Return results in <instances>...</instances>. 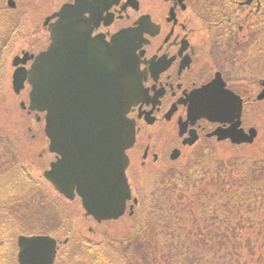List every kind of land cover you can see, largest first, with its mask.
I'll return each mask as SVG.
<instances>
[{
  "label": "flooded vegetation",
  "instance_id": "flooded-vegetation-1",
  "mask_svg": "<svg viewBox=\"0 0 264 264\" xmlns=\"http://www.w3.org/2000/svg\"><path fill=\"white\" fill-rule=\"evenodd\" d=\"M9 1H6L7 7L9 5L7 9L0 3V69L6 62L4 51L10 46L7 44L19 36L16 19L12 16H18L15 13L18 3L14 0L16 5L11 6ZM88 1L89 9L81 16L78 32L73 38L76 39L80 63L79 79L85 77L83 74L91 73L90 68L88 71L82 65L91 66L92 48L98 43L106 46L122 29L135 30V37L131 39L133 57L137 63L136 89H133L136 102L128 116L136 124V141L127 151L130 157L127 170L130 182L131 175L133 177L137 169L134 157L141 156L142 167L152 165V168H164L175 163L176 160L171 158L174 150L180 151L182 155L186 149L202 141L219 142L209 134L218 126L226 127L229 123L214 122L207 118H195L192 121L189 118L194 104H198L205 98L203 95L208 94L203 93L206 85L219 84V88L210 92L211 95L221 92V89H230L241 95L243 113L247 104L255 101V90L249 87L245 93H241L237 89L239 81L236 79L243 74V69L239 68L243 49V46L239 47L240 34L246 28L250 33L254 32V36L261 33L262 28L255 25L262 22V18L257 19L256 14L264 13V0H157V3L121 0L107 10L110 0H99L97 4ZM96 6L103 12L96 14ZM5 12L9 13V17L3 16ZM54 12L42 21L41 32L30 34L26 47L19 49L13 56H22L24 59L27 52L26 62H21L18 67L29 70L36 56L50 46V25L58 19L52 16ZM250 33L244 36L249 38ZM243 52L249 61L252 52L249 44L248 51ZM109 73L111 75V69ZM245 75L242 78L246 79ZM257 81L256 78L253 80L254 86ZM247 83L250 81L247 80ZM5 89V84L1 86L0 83V97L4 93L12 98L21 97V101H25L22 110L38 123L45 119L46 112L28 109L32 89L29 80H26L25 87L19 93ZM178 155L176 152L175 157ZM61 157L55 154V159Z\"/></svg>",
  "mask_w": 264,
  "mask_h": 264
},
{
  "label": "water",
  "instance_id": "water-1",
  "mask_svg": "<svg viewBox=\"0 0 264 264\" xmlns=\"http://www.w3.org/2000/svg\"><path fill=\"white\" fill-rule=\"evenodd\" d=\"M119 1L110 0L106 7ZM93 2L100 1H90ZM9 3L15 6L14 1ZM88 3V0L66 3L52 15L59 18L50 25L51 45L36 57L29 71L16 68L13 85L15 91L20 92L29 79L32 85L30 109L47 111L50 150L60 153L62 158L51 163V168L45 172L46 178L70 199L75 197L77 189L88 214L102 221L121 216L132 198L126 176L127 150L133 146L136 132L127 114L136 102L133 89H136L137 79L132 73L135 62L128 30L114 36L111 44L98 43L92 48L91 66L82 65L88 71L90 68L91 73L77 77L80 63L73 38L81 16L89 9ZM95 10L96 14L103 12L98 6ZM26 60L27 54L24 59L16 56L13 63L18 66ZM214 88H219V84L205 86L203 93L208 94L194 104L189 118L230 122L228 128H218L212 135L219 140L230 138L233 143H252L258 131L251 128L246 132L240 127L242 99L223 89L211 95ZM258 98L264 99V88ZM18 245L21 264H54L56 239L46 235H21Z\"/></svg>",
  "mask_w": 264,
  "mask_h": 264
},
{
  "label": "rangeland",
  "instance_id": "rangeland-1",
  "mask_svg": "<svg viewBox=\"0 0 264 264\" xmlns=\"http://www.w3.org/2000/svg\"><path fill=\"white\" fill-rule=\"evenodd\" d=\"M7 0L0 1V3L7 9ZM18 3V8L15 11L16 15H12L17 22V34L16 38L13 39L11 44L4 52L5 57L4 62L5 68L2 65L0 69V83L1 86L5 84L6 89L13 92L12 89V74L14 67L12 65L13 56L19 52V49L26 47L28 40H30V34H35L41 32L42 21L44 18L51 14L52 12L59 9V7L66 1L69 0H16ZM143 1V0H140ZM145 2H156L157 0H144ZM216 10V8H213ZM3 16L9 17V13H2ZM264 13L259 15V18L263 17ZM258 19V18H257ZM261 33H257L256 36L252 35L248 29L240 34V46H243L240 59V67L243 69V74L246 73L245 78L243 74L239 76L237 89L241 93H245L250 87L251 90L260 91L259 84L254 86L253 80L264 77V32L260 29ZM250 33L249 38L244 36V34ZM8 35V34H7ZM243 39V41H241ZM253 39V41H252ZM255 40V45H254ZM253 43V44H252ZM246 44V47L244 45ZM248 44L251 47V58L249 61L246 60V55L244 50L248 51ZM1 45V44H0ZM4 60V61H5ZM3 69V70H2ZM5 71L4 74L2 72ZM247 80L250 83H247ZM5 89V90H6ZM256 93V95H257ZM9 103L7 106H3V110L0 113V124L5 127L7 131L3 135L0 132V168L7 169L11 167H19L24 165L29 170L30 174L36 179H42L41 175L44 170L49 167V163L54 159V155L48 151V140L45 138L44 133V120L41 122H36L33 117H30L26 111L21 110V97L11 98L8 97ZM4 110L9 111V113ZM34 116V115H33ZM245 128L250 126H256L259 130V135L254 144L245 145L241 147L231 146L229 143H217L212 141H202L195 145L194 147L185 150L175 163L168 165L166 170H157L152 168V165L147 167L141 166V156L134 157V161L137 162L135 167V174L131 180L134 186V194L140 198L142 202L145 195H149L153 191L155 192V199H158V194L167 193L169 197L174 199H179L180 203L188 205V186L192 184L198 185L202 179H205L206 172L218 173L222 170L223 161H235L234 165L239 162V159H246L247 157L263 155L264 154V101H256L247 108L246 115L244 116ZM250 125V126H249ZM32 127V129H30ZM1 128V127H0ZM3 130V129H2ZM6 135V137H5ZM8 135V137H7ZM35 135V136H33ZM46 139V140H45ZM235 159V160H232ZM230 165V164H227ZM160 166V165H158ZM226 166V165H223ZM168 170V172H166ZM160 174V178L165 175V181L163 184L157 183L156 180L153 181L155 173ZM154 182L156 184H154ZM168 183L170 186H168ZM164 185L165 189L161 190V186ZM146 188L151 187V189L146 188V192L142 193L140 187ZM168 186V187H167ZM46 187L50 188L46 183ZM192 188H190L191 190ZM159 191V192H158ZM198 191V188L196 189ZM56 193V192H55ZM57 194V193H56ZM58 195V194H57ZM152 195V194H151ZM32 194L28 195L27 201L23 202L24 206L20 205L21 209L14 210H2L5 217L12 220V225H10L11 233L10 235L14 238L16 242V237L14 232H20L21 230L28 231L30 233H50L55 236L60 241L69 239L67 244H63L60 247L59 255L61 256V263L66 264L70 262L74 257L75 253L71 250L74 248L75 241H93L100 242L102 239L106 240L112 236L120 235L121 238L123 234L128 233L129 235L135 237L134 233L139 227V225L149 223L160 232L162 237L161 245L169 248L175 242L184 258V255L188 253V231L196 232L200 225L203 223H208L209 220H200L197 222L194 217L189 213L187 217L182 218L181 222L177 221V224L168 218H163L162 214H159L157 219L156 216L146 213L145 204L143 201L142 206L136 208V213L130 216L128 213L124 215L121 219L116 222H103L98 223L91 216H86L85 211L81 205L79 198L76 201H67L64 199L62 207H65V216L62 209L57 208V203L52 202L59 197L53 196L51 199H44L43 195L36 194L34 197L39 203L37 209L36 207L30 206ZM147 197V196H146ZM164 197L161 201H157L159 204L162 203ZM157 203V204H158ZM18 208V207H17ZM44 209V210H43ZM40 211V218L34 223L31 220L33 211ZM46 211V212H45ZM0 212V220L3 216ZM22 213V215H20ZM182 214V213H181ZM20 217V219H19ZM18 222V223H17ZM164 226V227H163ZM130 228V230L123 232V230ZM163 227V228H161ZM30 228V229H29ZM128 228V229H129ZM173 232H176V237L173 238ZM5 237L0 236V240H3L6 250H10L12 246L7 245V240ZM157 241V237L150 238L149 243H145L142 247L146 251L150 252L153 256L149 259L147 264H162L159 258L153 254L154 243ZM63 243V242H62ZM160 245V244H159ZM137 247V245H136ZM134 250L132 254L135 253L136 248L134 245ZM71 253H70V252ZM85 253L84 252L82 254ZM228 254V253H227ZM135 255H138L136 252ZM142 255V253H141ZM140 255V256H141ZM235 254H228V259L233 260ZM139 258V255H138ZM185 259V258H184ZM243 262V260H241ZM185 264V263H183Z\"/></svg>",
  "mask_w": 264,
  "mask_h": 264
},
{
  "label": "trees",
  "instance_id": "trees-1",
  "mask_svg": "<svg viewBox=\"0 0 264 264\" xmlns=\"http://www.w3.org/2000/svg\"><path fill=\"white\" fill-rule=\"evenodd\" d=\"M256 18L260 19L259 14H256ZM261 18L262 22H257L255 26L262 28L264 32V16ZM235 162L237 160L223 161L220 172H206L205 179L198 185L195 184L193 187L190 184L188 205L180 203L179 199L169 197L167 193L158 194V199H155L156 191L153 189L149 195L144 196L140 206L145 201L146 213L156 216L157 219L159 214H162L163 218L171 219L177 224V221L181 222L189 213L197 222L199 219L209 220L208 223L200 225L196 232L188 231V253L184 255L185 259L175 242L169 248L161 245L160 241L163 239L160 232L149 223H145L137 227L135 237H128L130 230L128 227L129 229H126L128 233H123L122 238L111 235L100 242L75 241L71 250L75 257L66 264H147L153 255L142 245L148 244L150 238L154 237H157V241L152 249L153 254L162 264H264V154L251 155L241 161L239 159L234 165ZM3 169L0 168L1 213L2 210L21 209L19 206H24L22 203L28 200L30 194H32L30 206L36 209L39 205L34 197L36 194H41L48 200L53 196L59 197L46 190L42 181L33 179L24 165ZM165 178L167 179L163 175L156 181L163 184ZM160 189H165V186L162 185ZM162 197L164 200L159 204ZM52 202L57 203V208L64 203L60 197ZM40 214V211L34 210L31 220L25 219L21 222L36 223ZM10 225L12 220L3 214L0 220V236L6 238L11 233ZM20 233L30 232L21 230L14 232V236ZM172 235L175 238L176 232ZM6 240L9 246H12V242L15 243L11 235ZM134 245L139 258L135 253L132 254ZM6 249L3 240H0V264H18L17 247L13 245L10 250ZM84 249L85 253L82 254ZM227 253L235 254L234 259L229 260ZM56 264H64L61 263L60 255Z\"/></svg>",
  "mask_w": 264,
  "mask_h": 264
}]
</instances>
